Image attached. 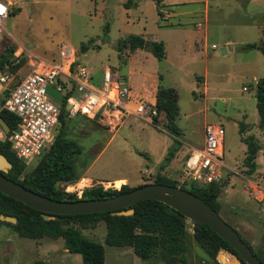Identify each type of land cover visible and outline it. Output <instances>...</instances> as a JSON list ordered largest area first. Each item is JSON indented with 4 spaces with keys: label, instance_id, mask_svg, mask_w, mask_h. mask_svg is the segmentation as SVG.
Here are the masks:
<instances>
[{
    "label": "rangeland",
    "instance_id": "obj_1",
    "mask_svg": "<svg viewBox=\"0 0 264 264\" xmlns=\"http://www.w3.org/2000/svg\"><path fill=\"white\" fill-rule=\"evenodd\" d=\"M9 1V15L2 22L0 53H6L14 45L17 49L10 60L16 64L24 58L26 62L16 71L9 67L0 69L1 74L7 75L6 82H0V106L6 89L28 71L31 56L56 58L63 42L73 47L79 62L90 68L96 80L101 78L103 69L109 67L136 95L148 101L153 100L158 86L173 87L177 91L176 123L182 145L168 163H164V157L173 144V137L166 129L162 112L156 113L152 123L129 116L115 132L82 114L73 116V121L63 130L57 125L55 135L63 131L67 138L82 146V153L74 161L80 179L86 178L80 184L84 189L99 184L105 189H119L117 182L116 187L106 183L119 177L128 178L133 188L154 182L159 173L179 183L184 158L190 147L202 144L206 124L224 126L223 160L232 169L227 173L251 175L252 180L264 185V126L260 125L255 97V84L264 77V56L258 49L247 46L264 43V0H163L161 16L154 0ZM130 34L163 41L165 58L158 60L145 49L118 53V41ZM82 43L88 45L84 53L80 51ZM223 47L227 48L226 53H214ZM241 123L243 133L239 132ZM3 135L0 127V136ZM241 137H252L259 146L255 159L257 168L250 174L243 164L246 145ZM88 165L91 167L85 173ZM224 183L225 180L221 185ZM230 183L222 187V200L235 206L239 217L247 218L239 213H246L241 209L240 200L246 201L247 207L252 205L242 180L232 178ZM253 205L256 208V204ZM229 206L224 205L228 209ZM220 212L221 218L232 224L228 216ZM2 221L0 264H32L45 257L66 261L62 264H82L80 254L71 253L69 258L59 254L65 245L63 239L22 238ZM241 233L258 254L264 255V219H260L251 232L241 230ZM81 234L104 246L105 264H164L158 257L144 260L127 247L119 250L105 244L103 221L93 228L81 229ZM54 248L58 250L57 255L52 253ZM192 249L194 253L190 254L187 264H212L211 258L194 240ZM225 253L230 254L229 262ZM217 261L232 263L234 254L222 250Z\"/></svg>",
    "mask_w": 264,
    "mask_h": 264
},
{
    "label": "trees",
    "instance_id": "obj_2",
    "mask_svg": "<svg viewBox=\"0 0 264 264\" xmlns=\"http://www.w3.org/2000/svg\"><path fill=\"white\" fill-rule=\"evenodd\" d=\"M154 1L157 4L158 16H161L160 7L163 0ZM126 5L128 6V2ZM247 46L258 49L264 56V43L260 45L248 44ZM16 49L17 47L13 45L6 53H0V69L9 67L11 71H16L26 62L24 58L20 59L16 64L10 60ZM87 49V44L82 43L80 45L82 53ZM137 49H145L151 52L158 60L165 58L166 55L163 41L147 40L137 34H130L118 41V53H122L125 50L132 52ZM92 80L95 85H99L101 82V80H96L94 75H92ZM255 89L257 113L260 125L264 126V77L255 84ZM7 91L8 89L5 91V96ZM150 102L158 113L162 112L164 114L166 129L173 137V144L168 147L164 157V163H168L182 145L178 138L181 131L176 123L179 114L177 91L173 87L158 86L155 100ZM65 104L66 95L60 104L58 121L62 130L68 123L73 121L65 109ZM0 116L10 128L9 133L3 139H0V153L12 164L8 171H1V173L9 179L20 183L25 188L51 199L67 201L110 197L131 189L127 184L120 186L121 181L119 189H105L100 184L85 188L81 198H78L74 193L65 192L62 185L76 182L81 177L76 170L74 160L76 156L82 153V146L76 141L67 138L63 131L62 133L54 134V140L42 153L43 156L27 171V166L11 150L10 141L8 140V137L16 127L17 119L4 109L0 110ZM153 119L155 120L156 117L154 116ZM243 131L244 124L241 123L239 132L243 133ZM241 140L246 145L243 164L247 167V172L250 174L257 168L255 159L259 146L252 137H241ZM154 183L186 189L203 199L219 213V204L217 203L220 191L219 185L203 187L194 184H180L175 179L165 178L161 173L157 174ZM129 208L133 209V213L129 215L118 214V212L125 209H117L88 214H52V218L43 219L41 211L0 192V214L16 218L15 223L2 221L3 224L11 226L14 232L22 238L63 239L68 252L81 255L82 264H105L104 246L100 242L86 238L81 234V229L93 228L100 221L105 223L106 234L104 241L108 246L131 247L133 252L144 260L155 256L164 264L187 263L190 232L187 227V219L180 212L155 199L138 201ZM192 236L216 263H219L217 255L221 250L234 255L237 254L228 241L206 224L193 223ZM241 237L243 238V236ZM243 240L264 264V255L258 254L246 239L243 238ZM32 264H45V262L43 260H35ZM241 264L246 263L241 260Z\"/></svg>",
    "mask_w": 264,
    "mask_h": 264
},
{
    "label": "built area",
    "instance_id": "obj_3",
    "mask_svg": "<svg viewBox=\"0 0 264 264\" xmlns=\"http://www.w3.org/2000/svg\"><path fill=\"white\" fill-rule=\"evenodd\" d=\"M10 5L9 0H0V8L3 9L0 12V44L4 31L2 22L9 15ZM212 47L216 48L215 45ZM28 65V74L7 88L0 106V110H6L17 119L8 140L15 156L26 166L32 165L54 140L61 103L47 93L48 85L59 90L63 100L66 95L70 117L82 114L96 119L112 132L117 131L129 116L152 123L157 113L150 101L136 95L131 86L120 81L109 67L103 69L101 82L95 85L90 68L79 62L75 50L68 43L60 44L56 58L31 56ZM6 78L7 75L0 73V82H6ZM5 135L0 136V139ZM224 135L222 125L205 126L202 144L190 147L184 158L178 177L180 184L203 187L222 184L226 172L232 170L223 160ZM82 180L62 185V188L81 198L84 190V185H80ZM247 186L255 198H263L264 189L258 182Z\"/></svg>",
    "mask_w": 264,
    "mask_h": 264
},
{
    "label": "water",
    "instance_id": "obj_4",
    "mask_svg": "<svg viewBox=\"0 0 264 264\" xmlns=\"http://www.w3.org/2000/svg\"><path fill=\"white\" fill-rule=\"evenodd\" d=\"M229 47L231 48V45ZM218 52L224 54L227 52V48L223 47ZM46 91L54 100L62 103V94L53 85H48ZM65 109L68 111L70 106L65 104ZM0 127L4 134L9 133L10 128L1 116ZM11 165V162L0 153V192L41 211L43 219L52 218V214H88L117 209H125L118 214L129 215L133 213V209L129 208L132 204L141 200L155 199L180 212L193 223L208 225L219 236L228 241L237 252L234 255V261L229 264H241V260L246 264H263L235 228L224 221L207 202L186 189L151 182L110 197L75 201L55 200L27 189L1 173V171H8ZM0 220L10 223L16 222V218L3 214H0Z\"/></svg>",
    "mask_w": 264,
    "mask_h": 264
},
{
    "label": "crops",
    "instance_id": "obj_5",
    "mask_svg": "<svg viewBox=\"0 0 264 264\" xmlns=\"http://www.w3.org/2000/svg\"><path fill=\"white\" fill-rule=\"evenodd\" d=\"M231 48H232V46H231ZM217 51H219V50H216V51H214V53H216ZM22 69V68H21ZM28 72H29V69H28V71H26V72H24L23 74H22V77H21V79L23 78V77H25L26 76V74H28ZM92 72V71H91ZM20 79V80H21ZM99 80H101V78L99 79ZM155 93H156V88H155V92H154V96H153V102H154V100H155ZM123 125V124H122ZM207 125V124H206ZM205 125V126H206ZM120 129V128H119ZM91 167V165H88L87 166V168H86V170H85V173L86 172H88V170H89V168ZM232 178L233 179H241L242 180V185H243V189H244V192L248 195V198L251 200V202H252V205L250 206V207H247V202L246 201H244V200H240L239 201V204H240V206H241V209H242V211H246V213L244 214V213H242V212H239L240 214H242V215H244V217H246L247 216V218H241V217H239V215H238V213L237 212H235L234 211V209H235V206H229L228 204H226V203H224L223 202V193H222V187L223 186H225V185H228V184H231L230 183V181H232ZM82 179L84 180V179H86V178H84V177H82ZM100 180H97V182H99ZM121 181H122V183H121ZM103 182V181H102ZM117 182V185L119 186V184H120V186L122 185V184H127V185H129V179L128 178H125V177H119V178H115V179H113L112 181H107L106 183L107 184H110V186H117V185H115V183ZM259 183L260 184V186H262V188L264 189V185H262V183L260 182V181H257V180H252L251 179V175L250 176H241V175H239V174H237V173H227L226 172V178H225V183L223 184V185H219L220 186V191H219V194H218V197H217V203L219 204V214L221 213L222 214V212H220V211H223L227 216H228V218L231 220V223L233 224H230L229 222H227L226 220H224V221H226L229 225H231L233 228H235L239 233H240V235L242 236V233H241V230H243L244 232H246V233H248V232H251L252 230H253V228L256 226V224H257V222L258 221H260V219H264V196H263V198L262 199H257V198H255L253 195H252V191L250 190V188L247 186V184H254V183ZM119 186V187H120ZM130 186V185H129ZM251 204V203H250ZM253 204H256V208L254 207L255 205H253ZM224 205H227V206H229V209L228 208H226V207H224ZM255 208V209H254ZM254 209V210H253ZM190 223L187 221V227H188V230H189V232H190V236L188 237V251H187V263H189L190 262V254L193 252L194 253V251H193V249H192V243H193V240L195 241V239L193 238V236H192V233H193V227L192 228H190L189 225ZM52 240V239H51ZM54 240V239H53ZM55 240H57V239H55ZM116 248H119V250L120 249H124V247H116ZM128 248V250H131V252H133V249L131 248V247H127ZM58 253V250H57V248H54L53 249V251H52V253H54L55 255H57V253ZM134 253V252H133ZM220 253H222V250H221V252H219V255H220ZM59 254L61 255V254H65L67 257L66 258H69V257H71V256H69V254H71V253H69L68 252V250L66 249V247H65V245L62 247V250H61V253L59 252ZM129 254V253H128ZM135 254V253H134ZM136 255V254H135ZM73 256V255H72ZM137 256V255H136ZM224 256H225V259H226V261H230V254H228V253H225L224 254ZM44 262H45V264H62V263H65L66 261H62V262H60V261H54L52 258H49V257H45L44 259H42ZM148 260H151V258H149ZM212 260V259H211ZM201 262L202 263H205L206 261H204V260H201ZM186 263V264H187ZM212 264H220V263H216V262H214L213 260H212Z\"/></svg>",
    "mask_w": 264,
    "mask_h": 264
},
{
    "label": "snow or ice",
    "instance_id": "obj_6",
    "mask_svg": "<svg viewBox=\"0 0 264 264\" xmlns=\"http://www.w3.org/2000/svg\"><path fill=\"white\" fill-rule=\"evenodd\" d=\"M3 11V9L2 8H0V12H2Z\"/></svg>",
    "mask_w": 264,
    "mask_h": 264
}]
</instances>
